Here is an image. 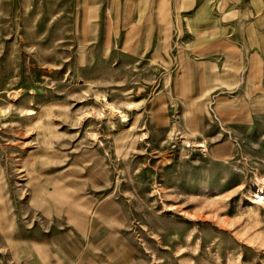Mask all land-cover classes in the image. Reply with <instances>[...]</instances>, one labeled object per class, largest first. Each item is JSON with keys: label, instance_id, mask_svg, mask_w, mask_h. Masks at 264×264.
Instances as JSON below:
<instances>
[{"label": "rangeland", "instance_id": "obj_1", "mask_svg": "<svg viewBox=\"0 0 264 264\" xmlns=\"http://www.w3.org/2000/svg\"><path fill=\"white\" fill-rule=\"evenodd\" d=\"M255 5L0 0V264H264Z\"/></svg>", "mask_w": 264, "mask_h": 264}, {"label": "crops", "instance_id": "obj_2", "mask_svg": "<svg viewBox=\"0 0 264 264\" xmlns=\"http://www.w3.org/2000/svg\"><path fill=\"white\" fill-rule=\"evenodd\" d=\"M256 1H260L261 7H259V8L256 7V5H255ZM253 3L255 5V7H256V10L258 12H260L262 10L263 6H264V0H253Z\"/></svg>", "mask_w": 264, "mask_h": 264}]
</instances>
